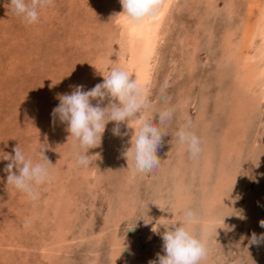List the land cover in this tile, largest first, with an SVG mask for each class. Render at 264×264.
<instances>
[{
  "label": "rangeland",
  "instance_id": "obj_1",
  "mask_svg": "<svg viewBox=\"0 0 264 264\" xmlns=\"http://www.w3.org/2000/svg\"><path fill=\"white\" fill-rule=\"evenodd\" d=\"M263 2L177 0L145 115L158 123V111H176L159 167L138 173L122 155L133 135L127 122L119 137L115 122L106 125L84 168L79 142L52 117L58 94L90 90L117 67L119 0H53L33 24L0 0V264H149L163 254L153 228L163 233L186 208L199 214L193 232L207 228L201 264H264V242L249 243L264 233V100L255 67L242 69L248 4L257 13ZM186 119L202 140L195 159L173 139ZM18 145L34 160L45 148L53 164L55 178L35 200L7 185L4 158Z\"/></svg>",
  "mask_w": 264,
  "mask_h": 264
},
{
  "label": "clouds",
  "instance_id": "obj_2",
  "mask_svg": "<svg viewBox=\"0 0 264 264\" xmlns=\"http://www.w3.org/2000/svg\"><path fill=\"white\" fill-rule=\"evenodd\" d=\"M122 12L117 14L124 17L131 27H135L155 18L161 6V0H119ZM53 4V0H10V8L14 14L21 17L27 24L36 23L40 13ZM104 76V75H103ZM73 91L68 94H58L59 104L53 108V123L58 119L67 125L66 131L70 137L79 142V151L75 153L77 165L87 168L91 163L90 149L98 147L109 122H115L112 133L115 136L127 135L122 133L120 124L136 120L138 128L130 141V147L122 152L128 161L134 164V171L138 173L151 172L159 167L160 158L158 147L162 145L163 137L167 133L164 126L172 121L175 107H165L158 111V123L146 117L152 104L149 99L147 84L136 75H130L122 67H113L110 74L104 76L101 83L85 91L83 85L72 86ZM166 84L162 86L163 92ZM96 104L93 105L92 101ZM107 106H102L105 101ZM191 119H186L175 132L176 139L182 146H186L191 158H197L202 152V140L193 130ZM35 151V150H34ZM14 156H6L9 160L5 167L7 185H12L30 199L38 198L37 187L54 180L50 165H53L45 153V148L36 153V159L26 157L20 146L13 149ZM199 220L197 210L186 208L182 212V219L166 227L163 233L153 228L163 240V254L157 253V258L149 264H201L207 258V228L197 234L190 226ZM264 228V219L259 221ZM264 242V233L259 236L253 232L250 244Z\"/></svg>",
  "mask_w": 264,
  "mask_h": 264
},
{
  "label": "bare ground",
  "instance_id": "obj_3",
  "mask_svg": "<svg viewBox=\"0 0 264 264\" xmlns=\"http://www.w3.org/2000/svg\"><path fill=\"white\" fill-rule=\"evenodd\" d=\"M161 2L163 5L158 9L154 19L145 21L135 27H131L124 17L117 16L119 21L117 67L124 68L130 75L138 76L147 84L148 88L153 79L155 64L159 56V46L165 42L168 35H166V31L169 14L177 4V0H161ZM250 3L248 4V16L246 17L245 26H243V32L245 37L249 34L246 35L249 30L253 35L252 38H249L251 41L248 50L250 51L242 60V69L247 70L249 67H255V75L253 76L256 77L258 82L261 99L264 100V2L260 4L257 13L256 8L251 6ZM258 3L255 4L258 5ZM121 12L122 8L119 13ZM237 75L238 71L234 76ZM127 124L129 131L134 134V128L139 126L138 122L131 120Z\"/></svg>",
  "mask_w": 264,
  "mask_h": 264
}]
</instances>
